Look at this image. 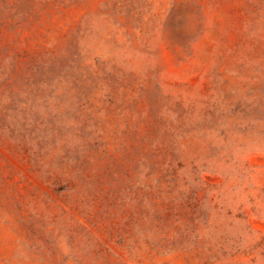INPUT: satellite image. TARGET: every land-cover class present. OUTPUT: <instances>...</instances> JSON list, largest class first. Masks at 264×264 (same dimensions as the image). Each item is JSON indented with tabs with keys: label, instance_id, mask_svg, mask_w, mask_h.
<instances>
[{
	"label": "rangeland",
	"instance_id": "obj_1",
	"mask_svg": "<svg viewBox=\"0 0 264 264\" xmlns=\"http://www.w3.org/2000/svg\"><path fill=\"white\" fill-rule=\"evenodd\" d=\"M0 264H264V0H0Z\"/></svg>",
	"mask_w": 264,
	"mask_h": 264
}]
</instances>
